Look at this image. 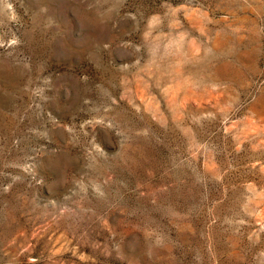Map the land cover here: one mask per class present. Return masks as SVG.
<instances>
[{"label":"rangeland","instance_id":"1","mask_svg":"<svg viewBox=\"0 0 264 264\" xmlns=\"http://www.w3.org/2000/svg\"><path fill=\"white\" fill-rule=\"evenodd\" d=\"M0 264H264V0H0Z\"/></svg>","mask_w":264,"mask_h":264}]
</instances>
